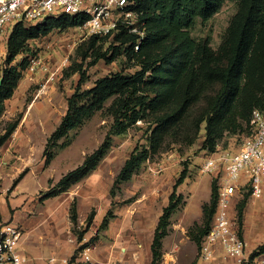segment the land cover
<instances>
[{"label": "trees", "instance_id": "obj_1", "mask_svg": "<svg viewBox=\"0 0 264 264\" xmlns=\"http://www.w3.org/2000/svg\"><path fill=\"white\" fill-rule=\"evenodd\" d=\"M227 1L233 0H135L131 9L139 15L138 31L142 35L121 28L112 37L90 36L80 44V59L83 62L90 59L88 67L100 60L110 63L122 55L137 69L131 73L118 71L99 77L86 89L81 87L85 73L77 70L80 78L67 99L66 112L46 138L45 163L53 159L51 149L57 142L68 132L81 127L107 101H111L107 114L112 121L102 143L79 166L61 177L56 185L57 192L53 190L45 196L66 191L87 177L110 149L112 136L123 134L137 123L143 124L147 144L137 145L131 151L114 186L128 181L151 155L164 152L170 145L191 146L198 138L201 126L204 130L201 150L208 155L217 151L224 137L243 133L248 136L252 132L253 110L264 109V0H234L237 10L216 49L210 46L208 38L195 40L190 35L195 19L207 21ZM85 20L84 15L61 14L36 23L18 22L12 26L5 36L0 116L29 64L30 41L44 38L55 30L76 29ZM105 41L108 46L103 50ZM25 54L28 55L18 66L12 65L18 55ZM17 124V121L9 124L0 135V146L10 138ZM186 174L184 167L154 230L152 264L159 261L161 241L180 199L175 189ZM210 190L209 201L202 205L203 227L193 238L198 247L216 210L215 179L210 183ZM242 207L243 204L237 207L239 222ZM71 220H76L74 208L71 209ZM107 221L104 217L101 228ZM81 239L78 237L79 241ZM255 255H264V247L252 254Z\"/></svg>", "mask_w": 264, "mask_h": 264}, {"label": "rangeland", "instance_id": "obj_2", "mask_svg": "<svg viewBox=\"0 0 264 264\" xmlns=\"http://www.w3.org/2000/svg\"><path fill=\"white\" fill-rule=\"evenodd\" d=\"M236 10L237 1H227L207 21L195 19L190 28L191 37L195 40L208 38L210 46L216 49L223 40ZM11 29L12 25L7 34ZM5 36L6 34L0 40V79L6 56ZM89 37L73 28L55 30L44 38L30 41L29 48L32 52L29 55H18L14 59L12 65L18 66L25 56H30L29 64L23 70L13 96L5 102L4 111L0 116V135L9 124L18 122L10 138L0 146L1 191L11 189L16 180L24 177L16 186L17 190L12 191L13 197L24 191L31 193L35 186L38 187V191L33 193L35 198L39 194L53 190L55 193L61 177L79 166L104 140L112 121L107 114V107L111 101H107L103 108L86 120L81 127L68 132L66 137L60 139L51 149L54 153L53 159L48 164L45 163L43 151L46 138L57 127L66 112L67 99L80 78L77 70L85 73L86 78L81 87L86 89L92 87L99 77L118 71L131 73L137 69L133 62L127 61L122 55L110 63L100 60L88 67L87 62L90 59L84 62L80 59L79 46ZM102 45L103 50H106L108 43L105 41ZM203 135L204 130L201 126L198 138L191 146L172 144L164 152L151 155L128 181L116 186L114 181L131 151L137 145L147 144V141L141 123L129 127L121 135L112 136L110 149L91 172L92 175L68 188L71 194L77 196L70 203V215L71 209L76 210V220L71 231L77 238L84 239L78 253L86 246L93 245L99 234L108 230L107 225L99 229L90 227L87 223L89 217L91 221L95 214L102 210L109 223L115 217L113 214L117 209L124 208L132 202L137 204L141 200L152 199L156 201V205L167 203L174 190L173 185L184 167L187 170L186 177L175 189L176 196H180L177 202L176 223L177 228L181 222L184 224L188 241L194 242L193 238L203 227L201 204L209 197L210 183L214 179L212 175L201 172L203 160L208 156L206 151L201 150ZM245 136L246 133L226 136L219 142L217 148L235 151ZM14 201L15 198H11L8 202L6 194L0 195L2 221H8L11 214L8 205L14 204ZM239 204H243L240 222L237 217ZM141 208L142 206H139L136 209L137 218L134 220L138 222L135 223L132 217H129L127 227L131 233H141L140 241L145 244L150 216L144 215ZM81 210L85 212L83 221L79 219ZM231 217L246 243L247 252L253 254L263 248L264 185L259 198L246 193L238 196L232 204ZM185 264H189L188 261Z\"/></svg>", "mask_w": 264, "mask_h": 264}, {"label": "built area", "instance_id": "obj_3", "mask_svg": "<svg viewBox=\"0 0 264 264\" xmlns=\"http://www.w3.org/2000/svg\"><path fill=\"white\" fill-rule=\"evenodd\" d=\"M135 0H0V40L18 22L36 23L48 16L84 15L76 28L89 36L112 37L121 28L138 31L139 15L132 11ZM138 33L142 35V32ZM138 47H136L137 49ZM252 132L235 151L219 150L203 160L201 172L212 175L217 184V205L209 230L199 246V257L211 261L222 250L229 264H264V255L252 256L231 217V207L244 193L259 198L264 185V109L253 110ZM21 230L11 223H0V264H24L18 250ZM87 249L82 251L88 259Z\"/></svg>", "mask_w": 264, "mask_h": 264}, {"label": "crops", "instance_id": "obj_4", "mask_svg": "<svg viewBox=\"0 0 264 264\" xmlns=\"http://www.w3.org/2000/svg\"><path fill=\"white\" fill-rule=\"evenodd\" d=\"M90 175L92 174L90 173L88 176ZM23 178L16 180L11 189L0 190V195H7L8 202L9 199L15 198V203L8 205L11 211L8 221H2L0 216V223H11L21 230L22 236L17 248L26 258L24 264H152L151 242L159 217L168 205V200L167 203L156 205L155 200L145 199L137 204L132 202L124 208L117 209L113 214L115 217L107 223L108 230L99 234L93 245L83 249H87L88 259L85 260L82 252L78 253L79 246L84 239L79 241L71 231L75 222L71 220L69 213L70 203L77 196L71 194L67 189L49 197L39 194L35 198L33 193L38 191V187L35 186L31 193L24 191L13 197L12 191L17 190L16 186L24 180ZM26 187L28 188V186ZM24 189L26 190V188ZM209 198L210 194L207 200L201 204V216L202 205L207 203ZM111 201L109 204L112 203ZM139 206H142L144 215L150 216V224L146 228L148 234L145 244L140 241L141 233H131L127 227L129 217H132L133 220L137 218L136 209ZM133 211L134 215H132ZM80 216L79 219L83 221L84 210H81ZM174 216L175 218H173ZM103 217L104 214L101 210L95 214L91 221L89 217L87 223L90 227L99 229ZM176 220L177 209L169 218L166 235L161 241L160 258L157 264H185L186 261L189 264L230 263V260L224 258L220 248H217L211 261H203L199 257V247L193 241H188L189 238L185 235L186 227L181 222L177 228ZM137 222L135 221V223Z\"/></svg>", "mask_w": 264, "mask_h": 264}]
</instances>
